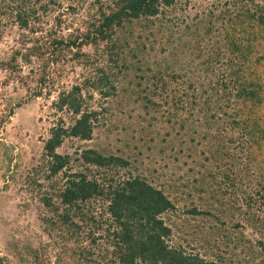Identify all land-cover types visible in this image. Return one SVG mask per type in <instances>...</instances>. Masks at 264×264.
<instances>
[{
	"label": "trees",
	"instance_id": "trees-1",
	"mask_svg": "<svg viewBox=\"0 0 264 264\" xmlns=\"http://www.w3.org/2000/svg\"><path fill=\"white\" fill-rule=\"evenodd\" d=\"M175 3L106 0L83 26L61 34L40 24L60 0H0V37L4 19L19 30L0 59L8 72L0 84L14 78L33 96L49 97L57 69L72 62L85 73L51 101L58 118L42 148L40 178L53 180L62 172L61 184L54 180L43 190L39 216L59 248L51 260L40 240L25 242L23 264H82L88 256L93 264L100 257L109 264H264V40L253 41L264 34V0H224L218 17L211 12L216 24H186L172 46L182 55L188 49L182 67L172 66L179 56L152 55L175 33L163 19ZM96 96L119 97L127 106L123 147L132 146L137 157L156 145L157 155L181 161L184 173L170 180L153 177V166L135 172L136 160L92 147L74 157L60 153L68 137L92 139L106 109L93 104ZM62 113L69 116L66 124ZM216 175L222 192L231 189L236 196L226 212L220 199L217 213L219 198L209 195L207 179ZM31 183L40 190L37 175ZM187 201L185 213L214 222L203 254L170 243L169 214ZM96 249L106 254L92 258ZM0 264H8L2 256Z\"/></svg>",
	"mask_w": 264,
	"mask_h": 264
},
{
	"label": "rangeland",
	"instance_id": "rangeland-1",
	"mask_svg": "<svg viewBox=\"0 0 264 264\" xmlns=\"http://www.w3.org/2000/svg\"><path fill=\"white\" fill-rule=\"evenodd\" d=\"M96 1L60 0V5H55V10L48 11L46 15L43 14L41 16L40 24L43 28L42 30L51 28L57 33L67 34L72 29L83 26L88 20L90 13H93L94 6L106 0H98L99 3ZM223 1L176 0L175 5L165 9L163 15V19H166L172 25L175 33L167 41V45L157 47L152 55L155 58L165 56L169 60L175 55L179 56L177 63L172 64V66L180 67L182 62L187 59L188 49H185V55L178 54L179 49L175 52L176 49L173 50L172 46L180 42L176 38L181 34L182 30H185V25H191L190 22L192 21H201L198 24L201 27L205 26L209 19L216 24L217 19L211 15V12L218 17L220 7L224 6L218 2ZM56 16L60 20L57 26H55ZM2 24L4 29L0 37V59L7 56L6 54L9 53L19 32L15 26L11 27L10 23L5 19ZM23 32L24 34L27 33L26 31ZM27 35L30 38L33 36L30 32ZM184 38L183 36L182 40ZM257 40H264V34H262V38L253 40L254 44H256ZM84 50L88 51L90 47L85 46ZM205 55L204 53L203 57ZM26 72L27 68L23 67V73ZM7 73L0 69V82L6 78ZM83 74L85 73H83L82 68L72 62L68 63L67 67L57 69L56 75L59 77V81L56 82L49 97L44 95L33 96L31 92L26 91V87L20 81L17 82L14 78L10 79L7 84H0V256L4 257L5 262L8 264H23L20 260V255L23 258L24 255L20 248L21 245L28 241L36 245L40 240V244L46 247L47 255H50L51 260H53V255L58 251V244H54L53 238L48 237L43 231V224L39 216L44 212V207L40 200L43 190H48L54 180L61 184L62 172L58 173L53 180L48 181L45 178H40L44 171L39 169L43 167V142L49 136L50 127L58 118L51 101L55 98L58 90L70 87L71 84L80 80ZM93 104L95 106L101 105L106 109L95 125L92 139L80 141L77 138L68 137L58 148L60 153H68L74 157L77 156L75 154L77 150L92 147L101 149L100 151L105 153L123 154L127 158H131V162L136 160L134 165L138 170H135V172H140L143 165L153 166L155 170L152 176L163 175L162 179L164 177L166 179L170 178V180L173 178L177 179L178 175L183 174L187 169V167L182 166L181 161H175L167 157L164 160L159 157L156 145H153L151 149H148L149 146L143 147L142 152L137 157L131 152L132 146L123 147L120 136L122 137L124 134L130 114L123 112L128 108L124 102L120 103L119 97L101 99L96 96ZM61 115L63 116V122L66 124L69 120L68 114L62 113ZM151 160L154 161V165H152ZM176 166H178V169H176ZM123 171L120 170L118 174L120 176L124 175ZM36 175L38 176V182L42 184L40 190L31 183L33 179L36 180ZM220 180V175H216L212 181L207 179L209 195L214 194L215 198H219L213 203L214 208L218 209H214L217 213L221 212L220 199L223 200L221 203H226L224 206L226 212L227 208L233 205V198H236V196H231V189H227L226 193L222 192V188L225 185L223 184L220 187ZM189 205L188 201L183 204L179 202L176 210L169 214V224L172 229L170 243L179 244L186 251L203 254L206 247L202 248L201 245L205 244V241L209 238H213V228L211 227L214 222L213 220L210 221L206 216H191L185 213L183 210ZM242 208H244V205ZM230 210L225 214L226 218L232 214V210ZM236 213L234 219L238 218ZM245 226L244 224L243 228ZM247 230L250 229L248 228ZM103 254L106 253L96 249L93 251L92 258L97 259ZM87 258L83 260L82 264H93L89 261L90 256ZM96 261H98L97 264H109L108 260L101 259V257Z\"/></svg>",
	"mask_w": 264,
	"mask_h": 264
}]
</instances>
